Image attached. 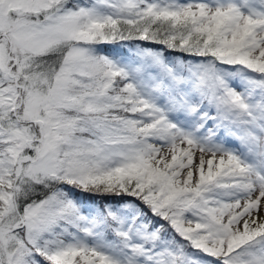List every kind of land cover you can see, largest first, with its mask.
I'll use <instances>...</instances> for the list:
<instances>
[{
    "label": "snow or ice",
    "instance_id": "snow-or-ice-1",
    "mask_svg": "<svg viewBox=\"0 0 264 264\" xmlns=\"http://www.w3.org/2000/svg\"><path fill=\"white\" fill-rule=\"evenodd\" d=\"M0 264H264V0H0Z\"/></svg>",
    "mask_w": 264,
    "mask_h": 264
}]
</instances>
